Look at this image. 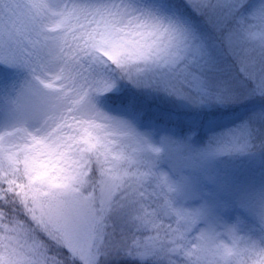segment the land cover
<instances>
[{
	"label": "snow or ice",
	"instance_id": "1",
	"mask_svg": "<svg viewBox=\"0 0 264 264\" xmlns=\"http://www.w3.org/2000/svg\"><path fill=\"white\" fill-rule=\"evenodd\" d=\"M0 66L30 77L0 132V264H264V241L147 204L93 135L133 127L94 102L120 82L196 107L264 102V0H0Z\"/></svg>",
	"mask_w": 264,
	"mask_h": 264
},
{
	"label": "rangeland",
	"instance_id": "2",
	"mask_svg": "<svg viewBox=\"0 0 264 264\" xmlns=\"http://www.w3.org/2000/svg\"><path fill=\"white\" fill-rule=\"evenodd\" d=\"M29 78L23 69L0 66V132L17 122L8 103L13 92L11 85L22 84ZM123 83L118 94L102 93L94 98L99 111L132 121V128L94 121L101 128L93 133L116 150V154L108 157L115 164L114 174H134L145 186L147 204H157L162 209L172 205L182 211L199 210L208 223L232 227L238 240L240 237L258 243L264 235V128L256 141L232 136L210 143L198 132L174 131L168 124L179 117L200 121L207 114H222L240 105L259 102L196 107L164 93ZM129 101L134 102L135 108ZM159 116L160 121L156 118ZM175 124L183 130L179 122ZM203 129L209 131L208 127ZM24 138L21 131L17 142L22 147ZM27 141L31 142V137ZM155 148L160 149L159 153ZM221 148L224 150L220 151ZM120 227L117 222V231ZM221 242L231 246L229 239ZM237 247L242 253L244 245L238 243ZM56 251L52 247L50 254ZM240 259H244L242 254L230 258L233 264H239Z\"/></svg>",
	"mask_w": 264,
	"mask_h": 264
},
{
	"label": "trees",
	"instance_id": "3",
	"mask_svg": "<svg viewBox=\"0 0 264 264\" xmlns=\"http://www.w3.org/2000/svg\"><path fill=\"white\" fill-rule=\"evenodd\" d=\"M122 84L124 83L120 82L112 91L102 95L118 94L119 88ZM123 101L124 100H122V102ZM160 116L156 117L158 121L161 120ZM200 121H197V119L191 120L188 117H179L171 120L168 127L169 129L182 133L186 131L198 132L200 137L205 136L204 140L210 143L218 139L224 140L227 137L232 136L240 139H248L249 141H256L257 138H260L259 133H263L264 102L240 105L239 107H236L233 110H227L222 114H207L206 116L204 115ZM175 122H179V124L183 126V130H179V128L177 129ZM204 127H208L209 131H204ZM93 134L96 136L95 133ZM103 141L107 145L108 157L116 154V150L110 145V143L105 140ZM110 165V163L107 164L106 168L110 169ZM149 211H152V209L150 208ZM261 241H264V235L260 237L258 243ZM109 264H129V262L113 259Z\"/></svg>",
	"mask_w": 264,
	"mask_h": 264
}]
</instances>
